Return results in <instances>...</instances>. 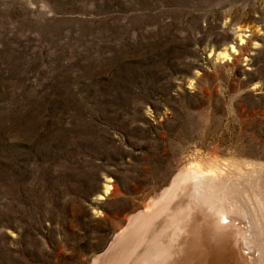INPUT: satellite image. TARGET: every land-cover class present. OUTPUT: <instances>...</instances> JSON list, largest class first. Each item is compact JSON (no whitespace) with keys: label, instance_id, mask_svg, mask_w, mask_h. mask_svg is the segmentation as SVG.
I'll use <instances>...</instances> for the list:
<instances>
[{"label":"rangeland","instance_id":"rangeland-1","mask_svg":"<svg viewBox=\"0 0 264 264\" xmlns=\"http://www.w3.org/2000/svg\"><path fill=\"white\" fill-rule=\"evenodd\" d=\"M189 162L264 205V0H0V264H104Z\"/></svg>","mask_w":264,"mask_h":264},{"label":"bare ground","instance_id":"bare-ground-1","mask_svg":"<svg viewBox=\"0 0 264 264\" xmlns=\"http://www.w3.org/2000/svg\"><path fill=\"white\" fill-rule=\"evenodd\" d=\"M217 170L180 165L104 264H264V205L239 201Z\"/></svg>","mask_w":264,"mask_h":264}]
</instances>
